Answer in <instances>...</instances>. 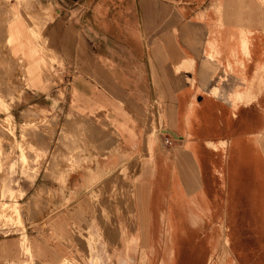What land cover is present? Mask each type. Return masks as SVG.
<instances>
[{
    "label": "crops",
    "instance_id": "0c3cea01",
    "mask_svg": "<svg viewBox=\"0 0 264 264\" xmlns=\"http://www.w3.org/2000/svg\"><path fill=\"white\" fill-rule=\"evenodd\" d=\"M20 2L13 4L27 19L17 15L6 25L16 20L23 27L8 44L5 70L16 139L33 135L22 142L26 174L11 143L16 172L9 180L25 183L28 201L42 208L26 225L28 254L38 263L62 264L75 230L128 229L131 218L138 231L163 228L162 215L173 207L164 210L168 198L178 229L204 228L214 202L221 207L214 221L226 222L228 197L243 175L264 184V87L250 101L253 94L237 90L264 60L229 64L222 57L226 0L209 3L216 14L195 13L202 0ZM253 3L254 54L264 57V8ZM149 20L156 24L148 33ZM28 22L38 23L41 41ZM243 69L252 71L249 77ZM254 108L261 118L255 128ZM40 118L48 124L33 132L22 127ZM261 187L258 193L251 186L250 204L258 197L264 206ZM13 249L20 254L19 245Z\"/></svg>",
    "mask_w": 264,
    "mask_h": 264
},
{
    "label": "rangeland",
    "instance_id": "374dc122",
    "mask_svg": "<svg viewBox=\"0 0 264 264\" xmlns=\"http://www.w3.org/2000/svg\"><path fill=\"white\" fill-rule=\"evenodd\" d=\"M20 1L0 0V241L3 243V249L0 252V264H40L28 254L26 225L42 216L43 213L40 212L42 208L38 207V203L32 199L31 202L28 201L29 193L26 192L25 183L9 180L12 170L16 172V166H12L9 159L11 143H15L20 150V163L22 164L20 173L26 174L25 168L28 162L26 146L22 142L28 136L33 135L32 133H23L21 135L22 141L19 143L16 139V126L10 103L14 97L10 89L11 72L5 70L6 67L10 66L8 44L18 40V34L23 27L22 23L16 20L9 24L8 30H5L6 25L11 18L17 15L27 19L24 15L25 11L20 7L21 5L17 7L13 4L15 2L21 4ZM256 1L264 8V0ZM211 2L213 0H202L200 5H195V13L205 9H210L211 13H215L213 6L210 5ZM22 3L28 7V0H22ZM214 17L218 19L217 15ZM254 17L253 0H226L220 30H223L224 36H226V40L223 38L225 53L222 57L229 64L234 60L245 61L246 63L264 60L263 54H254ZM28 24L34 40L38 41L39 39L41 41L36 28L38 23L28 22ZM155 24L156 21L150 22L149 20L147 22L148 33L154 31ZM197 28L198 31H202L201 25ZM204 41L205 37L202 34L197 36L195 47L199 50ZM242 42L246 43L247 46L245 52L241 47ZM39 43L41 44V42ZM236 50H240L242 54L240 52L235 53ZM18 68L20 69V65ZM251 72L250 69H243L242 71L246 77H249ZM200 74L205 77L203 71ZM263 87L264 68L258 67L254 70L250 84L237 90L253 94V98L248 100L250 101L257 99ZM260 122L261 118L254 108V128ZM47 124L45 119L40 118L37 122L24 123L22 127L26 130V127L31 126L29 131L33 132V127ZM1 143L7 145L8 149L2 150ZM249 179L250 175L244 174L237 194L228 197L230 204L226 209V222L214 221L221 209L214 202L211 207V217L209 222L204 224V228L178 229L171 224L169 218L175 206L168 198L164 210H168V205L170 207L173 205V207H171L170 212L167 211V216L162 215L164 219L163 228L151 230L146 228L138 231L134 228V222L131 218L127 224L128 229L117 231L75 230L71 252L62 261V264H91L88 250L94 246L95 238L101 264H120L123 261H127L128 264H264V206H260L258 197H254L253 204H250V197L248 196L251 186L253 192L257 190L260 193L263 190L261 186L264 184L258 182L254 184V178L251 184ZM166 224L172 226L167 227ZM91 233L95 235V238ZM225 238L227 239L226 243ZM5 244L6 246H4ZM86 244H88V248ZM17 245L20 247V254L12 255V252L15 251L12 250V246Z\"/></svg>",
    "mask_w": 264,
    "mask_h": 264
},
{
    "label": "bare ground",
    "instance_id": "6f19581e",
    "mask_svg": "<svg viewBox=\"0 0 264 264\" xmlns=\"http://www.w3.org/2000/svg\"><path fill=\"white\" fill-rule=\"evenodd\" d=\"M243 43L244 42H242V45H243ZM245 45V44H244ZM245 47V46H244ZM244 47H242L243 49H244ZM246 51V48H245V50H244V52ZM249 93V92H248ZM237 94H239V93H237ZM242 95V94H241ZM249 95V94H248ZM239 97V96H238ZM243 97H244V94H243ZM246 97V96H245ZM236 98H237V96H236ZM243 99V98H242ZM234 103V102H233ZM104 187V186H103ZM101 193V192H100ZM97 195H98V193H97ZM102 195V194H101ZM100 195V196H101ZM98 197H99V195H98ZM107 202V201H106ZM103 203H105V202H103ZM98 219V218H97ZM112 229V228H111ZM117 231V230H116ZM117 233V232H116ZM108 237V236H107ZM93 238H94V236H93ZM115 238H116V236H115ZM115 243V242H114ZM86 246H87V248H88V244H86ZM88 253H89V262L91 263V264H101V262H100V260H99V257H98V254H97V246H96V241H95V239H94V246H91L90 248H89V250H88ZM109 255V254H108ZM110 257V256H109ZM108 257V258H109ZM117 263V262H116ZM120 264H128V262L126 261V262H121Z\"/></svg>",
    "mask_w": 264,
    "mask_h": 264
},
{
    "label": "built area",
    "instance_id": "2783aa9c",
    "mask_svg": "<svg viewBox=\"0 0 264 264\" xmlns=\"http://www.w3.org/2000/svg\"><path fill=\"white\" fill-rule=\"evenodd\" d=\"M160 134H162L164 136V139H163L164 144L165 145H171L172 141H171L170 137L168 136V134L164 130H161Z\"/></svg>",
    "mask_w": 264,
    "mask_h": 264
}]
</instances>
